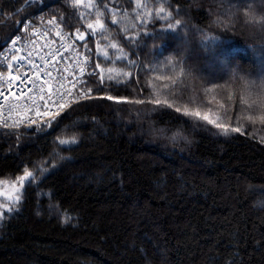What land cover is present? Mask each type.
<instances>
[{
    "label": "trees",
    "instance_id": "1",
    "mask_svg": "<svg viewBox=\"0 0 264 264\" xmlns=\"http://www.w3.org/2000/svg\"><path fill=\"white\" fill-rule=\"evenodd\" d=\"M238 1L0 0V49L44 13L98 71L48 130L0 128V183L33 174L0 212V264H264V122L188 108L260 69L264 0Z\"/></svg>",
    "mask_w": 264,
    "mask_h": 264
},
{
    "label": "built area",
    "instance_id": "2",
    "mask_svg": "<svg viewBox=\"0 0 264 264\" xmlns=\"http://www.w3.org/2000/svg\"><path fill=\"white\" fill-rule=\"evenodd\" d=\"M86 40L44 13L19 21L0 49V128L39 131L85 95L83 85L97 74Z\"/></svg>",
    "mask_w": 264,
    "mask_h": 264
},
{
    "label": "rangeland",
    "instance_id": "3",
    "mask_svg": "<svg viewBox=\"0 0 264 264\" xmlns=\"http://www.w3.org/2000/svg\"><path fill=\"white\" fill-rule=\"evenodd\" d=\"M244 2V0H239L238 4ZM223 60V58L219 57L215 63H196L195 67L206 68L207 74L204 76H216L218 69H225ZM257 63L260 69L255 73V76L251 77V79H241L242 90L239 92L241 93L239 96L235 93L236 91L228 90L227 96V94L220 91L219 88H214L209 93L206 90V94L198 100L197 105L195 104L196 100H192L188 105V108L191 111L199 113L205 120H207V122L213 123L221 128H226L227 125L232 123L230 117L235 114L233 113V110H235L236 114H238V116L240 115L242 120L245 121L243 125H246L248 119L255 120V122L253 121V124L264 122V60H257ZM229 73L230 77L229 79L227 78L226 81H236L234 77L236 74H233L232 71H229ZM85 84L83 85L84 90ZM229 98L231 100H229ZM50 126H45L39 131L48 130ZM22 177H25V174L15 179L5 180L0 183V212L9 208L11 203L14 202L16 195L20 194L23 186L27 184L29 177L23 181L21 180Z\"/></svg>",
    "mask_w": 264,
    "mask_h": 264
},
{
    "label": "snow or ice",
    "instance_id": "4",
    "mask_svg": "<svg viewBox=\"0 0 264 264\" xmlns=\"http://www.w3.org/2000/svg\"><path fill=\"white\" fill-rule=\"evenodd\" d=\"M174 26L173 25H171V24H169V29H171V28H173ZM88 28L89 29H91L92 28V25L91 24H89L88 25ZM80 38L81 39H83V34H81V36H80ZM113 47H115V45H113ZM97 67H98V65H97ZM91 75H95L96 73L95 72H93V73H90ZM101 83H103V78L101 77V81H100ZM58 95H60V98L61 99H63V95L62 94H59L58 93ZM108 99H113V97H108ZM53 103H55V101H53ZM63 107V105H61V108ZM58 114V113H57ZM233 131H239V129H233ZM61 143H67L66 141H61ZM33 176V174L32 173H29V172H25V177H22L21 178V180L23 181L24 179H26V178H28V177H32ZM34 178V177H33ZM31 183H32V180L31 179H29L28 180V184H29V186H31ZM22 198V196L20 195V194H18V195H16V197L14 198V202L15 203H18L19 201H20V199Z\"/></svg>",
    "mask_w": 264,
    "mask_h": 264
},
{
    "label": "water",
    "instance_id": "5",
    "mask_svg": "<svg viewBox=\"0 0 264 264\" xmlns=\"http://www.w3.org/2000/svg\"><path fill=\"white\" fill-rule=\"evenodd\" d=\"M22 8H23V7L19 8V9L17 10V12L21 11V10H22Z\"/></svg>",
    "mask_w": 264,
    "mask_h": 264
}]
</instances>
